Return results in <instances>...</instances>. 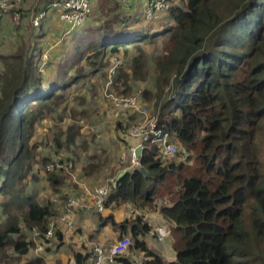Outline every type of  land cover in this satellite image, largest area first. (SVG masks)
<instances>
[{"label": "trees", "instance_id": "obj_1", "mask_svg": "<svg viewBox=\"0 0 264 264\" xmlns=\"http://www.w3.org/2000/svg\"><path fill=\"white\" fill-rule=\"evenodd\" d=\"M115 1L116 17L96 28L86 23L74 28L72 55L62 60L66 46L61 44L58 54H49L43 73L38 42L31 44L29 38L5 54L0 38V264L10 260L8 251L26 255L31 244L25 234L32 228L45 231L55 216L50 201L42 205L29 191L31 181L38 180L35 138L42 122L52 116L62 121L68 90L94 74L89 68L97 62L135 48L137 70L146 57L143 45L159 41L164 52L154 88L157 129L185 148L189 159L164 162L157 145L148 141L140 158L146 175L138 169L125 172L111 186L104 208L123 202L151 207L168 199L159 210L173 223L175 260L165 263L140 239L149 227L138 216L130 235L135 249L144 253L142 264H249L254 241L264 239V175L257 143L264 119V0H172L157 21L145 20L144 0H134L129 11L122 0ZM41 23L35 39L41 38ZM116 127L121 134L129 124ZM74 137L68 127L67 139L55 136L54 144L68 147ZM48 163L38 155V166ZM45 178L54 183L57 174L46 172ZM252 204L249 235L241 232L240 221ZM236 256L248 261L234 262ZM87 258L78 255L76 263Z\"/></svg>", "mask_w": 264, "mask_h": 264}, {"label": "crops", "instance_id": "obj_2", "mask_svg": "<svg viewBox=\"0 0 264 264\" xmlns=\"http://www.w3.org/2000/svg\"><path fill=\"white\" fill-rule=\"evenodd\" d=\"M49 1L51 0H42L37 12L39 9H43L46 5L45 3ZM102 1L92 0V11L94 9L99 10L98 6ZM133 1L122 0L125 11L131 10L132 4L135 2ZM24 5L25 3L23 2L17 8L20 14L24 11L21 9ZM34 14L36 13L30 12V14L26 13L25 17L22 15L20 20L21 31L26 24H29L28 27L31 29V18ZM10 20L8 14L2 16L0 20L1 45L4 47V49L1 48V52L5 54L12 52L17 45L7 38L8 36L11 38L10 34H13ZM98 24L100 23H92L89 19L86 22L87 27L90 28H96ZM41 25V30L38 31V37L41 38L35 39L37 28L30 37V43L32 44L35 40L39 43L38 46L42 48L43 53L48 50L51 57H54V54H58V47L65 43L66 48L61 53V59L65 60L70 57L73 53L74 44V34L71 32L73 29L67 23L59 21L56 12L52 10L48 11ZM8 45H10L9 48ZM89 90L93 93L90 88H70L68 90L70 94H67V109L63 114L62 121H58L56 116L45 120L38 128V135L35 138V143L38 144L39 157L48 159V164L52 163L57 166V169L54 170L57 174V181L54 183L46 180L45 168L38 166V182L43 181L44 186L48 189L38 188L37 198L42 205L49 201L51 202L55 213L52 218L61 214L63 205L68 198H74L83 193H90L95 187L105 185L107 180L118 179L123 173L126 164V162H122V157L126 158L128 156V148L131 145L123 139V135H120V131L116 127L117 123L104 116L107 109V101L102 94L103 88L100 91H95L99 97V102L103 105L102 120L93 118L97 122H94L93 127L89 128L88 131H85L86 128L82 120L74 117L72 119L68 113L69 108L76 112L85 108L86 110L91 109L92 99ZM152 93H150L151 97L147 101L148 103L146 101L142 103L140 98V104L147 108L151 115L155 116V104L152 101ZM68 127L75 130L74 143L68 147L58 149L54 144V138L57 136L61 142H64L67 139ZM68 164H71V168L67 167ZM29 191L33 192L31 183ZM163 202L168 203V199H158L151 207L143 208L123 202L119 205L105 208L103 214L95 213L92 208L76 209L72 215L74 228L72 234L69 235L70 241H62L56 235L52 241L44 244L41 252L36 253L32 248L33 243L27 241L29 230L25 234V241L31 244L29 252L20 257L14 252L8 251L10 260L6 264H77L76 257L78 255L82 257L88 255L84 264H89L93 258V246L96 245L107 249L120 238H128L131 242L130 230L135 218L138 217L131 213L135 209H138L143 215V219L142 217L141 219L148 225L149 229L163 228L166 232V237L161 242L151 237L148 233H145L140 239L144 240L152 252L161 256L165 263L173 262L176 257L171 235L173 227L171 228L167 224V220L160 213L159 208L161 204H164ZM88 204L91 206L92 201L89 200ZM124 222H127V224L121 227L120 224ZM61 227L64 228L65 226L62 225ZM121 260H127L131 264H142L144 253L135 249L134 244L131 242L126 252L119 256L113 264H124Z\"/></svg>", "mask_w": 264, "mask_h": 264}, {"label": "built area", "instance_id": "obj_3", "mask_svg": "<svg viewBox=\"0 0 264 264\" xmlns=\"http://www.w3.org/2000/svg\"><path fill=\"white\" fill-rule=\"evenodd\" d=\"M24 0H0V20L5 14H10L23 3ZM92 0H51L46 2L43 9H39L31 18V25L38 28L41 21L46 18L48 11L56 12L59 21L67 23L71 29L84 25L91 14ZM144 18L146 21H157L160 16L172 6V0H144ZM20 24V14L17 13L12 17L13 32L15 27ZM49 51L45 50L42 54V61L39 67V72L43 73L48 61ZM107 82L102 90V94L107 101V109L105 117L120 123L123 126L129 124V127L124 131V138H138L141 153L145 147V143L157 145L159 158L166 162L169 160H178L187 162L189 159L188 151L182 146L175 143L169 134L162 133L157 129V119L151 115L147 108L140 104L139 92L122 96L117 95L110 88L113 84L116 72L122 67L123 60L117 55H109L107 57ZM137 120H130L131 118ZM141 158V157H140ZM140 158H136L135 149L128 148V156L122 157V162H126L123 172L138 169L140 166ZM71 168V164L67 165ZM57 169L55 164H48L45 167L46 172H52ZM117 179L107 180L105 185L95 187L90 193H83L74 198H68L60 215L51 218L45 231H39L37 228H32L27 237L28 242L33 243L34 252H41L44 244L52 241L56 233H60L63 241H70L69 235L73 232L72 215L76 209H90L95 213L103 214L105 211L104 202L107 198L111 186L115 185ZM92 201V205L88 201ZM165 204V202H163ZM131 213L135 216L142 217L138 209L132 210ZM64 225L65 227H61ZM147 233L161 242L166 237V232L163 228L149 229ZM131 242L128 238H121L109 248L104 249L100 246L92 247V261L89 264H113L115 259L122 256Z\"/></svg>", "mask_w": 264, "mask_h": 264}, {"label": "rangeland", "instance_id": "obj_4", "mask_svg": "<svg viewBox=\"0 0 264 264\" xmlns=\"http://www.w3.org/2000/svg\"><path fill=\"white\" fill-rule=\"evenodd\" d=\"M42 0H24L25 5L22 10V14H20L19 10H15L12 13L8 14L10 20V23H12V17L19 13L20 14V20L22 15L25 16L26 13L30 14V12L36 13L38 8L40 7ZM106 4V5H104ZM22 6V5H21ZM18 8V7H17ZM98 9H94V11H91L89 20L92 21V23H101L103 21L112 20L114 16L118 14L120 9L118 8V4L115 0H103L100 2V5L98 6ZM91 24V23H90ZM29 24L24 25V29L21 31V24H18L15 28V32L11 35V38L8 36V40L13 42L15 45L19 44L20 42H25L28 40L35 32L34 27H28ZM32 26V25H31ZM17 30V32H16ZM29 31H31L29 33ZM29 34V35H28ZM162 41H159L156 45L153 44H144V51L146 52V57L143 59L142 65H139L137 70H134V64L133 59L137 55V49L135 48H129L128 51L124 53L121 51L117 56L122 58L123 65L122 67L116 72V75L113 80L112 86H110L111 90L113 92H117L121 95V92L128 91L127 95H132L133 93L139 92V100L141 98L142 103L145 101L147 102L152 93V101L155 104L156 98H154L155 90L156 88V72L158 67L160 66V61L162 58H159V55L164 52L163 50ZM10 45H8V48ZM139 53V52H138ZM107 58L103 60L102 62H97L95 67H90L89 72H94L91 76H87L82 80V83L77 86H73L72 88H90L92 89L93 93L90 92V97L92 99V103L90 105V110H81L79 112H76L75 110L68 109V113L70 114L71 118H77L82 120L83 124L85 125V131H88L89 128L93 127V123L97 122L94 121L93 118L101 119L103 117V105L99 102V97L96 94L95 91L99 90L101 88H104L106 82H107V71L105 70L107 67ZM121 73V74H120ZM148 91V92H147ZM70 94V91L69 93ZM125 95V94H123ZM147 97V98H145ZM167 96H164V99H166ZM147 99V100H146ZM148 103V102H147ZM106 112V111H105ZM105 116V114H104ZM70 118V119H71ZM102 120V119H101ZM124 133H121L120 135H123ZM38 135V133H37ZM257 143L259 148V159L262 164V173L264 175V119L261 121L259 125V129L257 131ZM38 147V144H36ZM38 150V148H37ZM40 160V159H39ZM178 161V160H177ZM36 170H37V176H38V152H37V163H36ZM46 174V173H45ZM38 179V178H37ZM33 192L38 195V188H43L45 190V186L43 181L38 182L37 181H31ZM260 186L264 188V176L261 180ZM48 189V188H46ZM43 190V192H44ZM251 203V202H250ZM252 205H247L243 211V214L241 216L240 221V229L241 232H244L246 234L252 233V221H251V207ZM167 224L170 225V227H173V223L169 220H167ZM33 248V247H32ZM228 252H232L234 247L232 245H228L227 247ZM251 258L253 261L249 262V264H264V239L259 240L258 243L254 241V246L251 247ZM234 262H244L248 261L247 257H233Z\"/></svg>", "mask_w": 264, "mask_h": 264}, {"label": "water", "instance_id": "obj_5", "mask_svg": "<svg viewBox=\"0 0 264 264\" xmlns=\"http://www.w3.org/2000/svg\"><path fill=\"white\" fill-rule=\"evenodd\" d=\"M123 139H125L135 149L136 158H140L141 157V149L139 146L140 140L138 138H124V137ZM138 170L142 175H146V170L144 167L141 166L138 168ZM123 175H124V172L118 177V179Z\"/></svg>", "mask_w": 264, "mask_h": 264}]
</instances>
